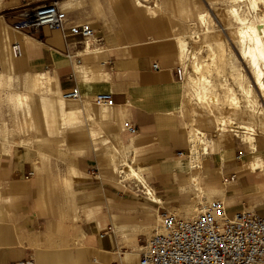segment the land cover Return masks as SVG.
<instances>
[{
  "label": "crops",
  "instance_id": "1",
  "mask_svg": "<svg viewBox=\"0 0 264 264\" xmlns=\"http://www.w3.org/2000/svg\"><path fill=\"white\" fill-rule=\"evenodd\" d=\"M58 4L69 16L62 30L42 28L26 34L0 18V166L8 167L7 179L13 185L6 191L0 186V264L30 257L35 264H136L140 258L138 235H151L156 230L161 215L158 209L167 202L153 182L160 181L167 193L174 190V179L181 182V189L186 187L185 194L192 189L195 197L171 209V213L192 218L193 202L200 200V191L193 184L194 172L175 164H193L196 160L208 164L200 173L204 201L224 199L229 214L250 210L264 215V210H255L257 204L264 203V159L256 138L257 148L250 147L239 138L238 125L231 130L249 149L242 151L241 161L237 158L241 150L222 145L225 134L209 142L205 155L199 149V155L192 152L188 141L185 122L191 120L193 103L187 100L184 81L177 80L175 69L181 62L179 40L186 39L192 23L191 0H66ZM77 22L91 26L95 37L83 42L82 23ZM145 34L159 40L161 48L173 46L175 50L139 49L124 55L123 49L138 45ZM12 41L21 44L22 56H13ZM154 64H158V70ZM74 87L82 97L65 100L62 91ZM100 93H110L113 105H93ZM231 109L241 115L239 109ZM250 112L246 119H255ZM94 114L100 117L98 123L107 130L106 135L101 136L94 128L80 130ZM198 115L200 111L192 116L196 122L206 119ZM129 123L137 128L135 132L125 128ZM69 130L70 136L56 138V134L64 135ZM147 136L163 148L154 157L157 164L150 167L138 165L140 153L148 149ZM99 139L112 144L110 157L118 174L114 180L125 187L138 206L136 216H123L113 211L123 210L118 201L107 205L116 236L112 230L98 233L75 221L80 205H84L74 198L75 180H88L84 182L89 192L85 205L90 207L96 204L93 187L107 178L103 171L90 176L79 166L80 159L90 160L96 150L85 144ZM56 143L69 146L67 160L57 154ZM127 151L134 154L123 157ZM117 160L122 161L119 166ZM27 161L35 174L30 183L25 180L32 173ZM60 163L65 164L63 171ZM54 164L58 186L49 176ZM123 164L140 166L145 183L125 178L120 168ZM228 171L235 175L231 182L236 184V191L218 187L215 174ZM245 180L248 185L240 188ZM147 186L162 204L152 201ZM32 190L37 196L23 203L21 211L20 203L8 202L9 196L20 200ZM244 199L251 204L250 209L242 208ZM93 214L90 209L86 216Z\"/></svg>",
  "mask_w": 264,
  "mask_h": 264
},
{
  "label": "rangeland",
  "instance_id": "2",
  "mask_svg": "<svg viewBox=\"0 0 264 264\" xmlns=\"http://www.w3.org/2000/svg\"><path fill=\"white\" fill-rule=\"evenodd\" d=\"M63 2L66 0H0V18H2L6 23H8L11 26H15V22L18 20V14L21 9V7L26 3L29 2L31 4H41L44 2ZM213 1V2H212ZM216 0H191V5L195 9H198L200 11H207L209 15V21L211 23V32L209 34V42L210 44L214 46L217 51L222 52L224 55L223 59L221 60L220 65H216V68L214 67V70L212 72V81L214 82V91L220 98L219 101V107H214V111H210L206 103L200 102V100L193 96L192 94L187 95V100L193 107L191 111H195L193 115L196 113H201V115H198V118L203 119L206 117L208 120L203 121H197L192 126V120L193 117L191 116V120L187 122L189 126L192 128L194 127V137L195 141L189 142L191 145L197 144L199 152H205L204 149V143L201 142V138L203 137L204 140L208 142H212L215 140L216 137H219L220 134H225V137L222 138V145L224 147L228 146H236L239 150L244 152H249V149L246 144H243L240 139L246 138L244 141L250 143V147L257 148V143H251V141L248 138L249 133L257 134V136H254L256 138V141L258 142V146L260 148L261 152V158L264 159V101L262 97H259V91L258 88L255 87L253 84V73L251 69L248 67V64L240 57V48L237 44L236 40H228V38H232L231 34V28L228 26L232 23H235L234 20L229 16L227 9L229 5L231 4L230 0H217L218 2H215ZM154 0H149V3H153ZM215 3V4H214ZM62 4V3H61ZM63 9V7H61ZM64 10V9H63ZM245 12L248 11L247 8H244ZM263 7L261 6V10L259 11V14L263 13ZM69 17V16H68ZM190 17L192 18V23L189 26V33H187L186 40L188 42V58L185 57L181 60L183 65L187 69L186 78L184 81L185 83L189 80L190 76L195 75L193 71L192 66V55L191 53H196V50L203 46L204 42L202 38L204 37V30L205 28L202 26V23L199 21V19L196 17L194 13V9L190 10ZM84 24L85 22H77ZM46 30H48L46 28ZM39 31V30H38ZM37 31V32H38ZM35 32V33H37ZM26 33V32H25ZM29 34V33H26ZM154 36L151 34H145L143 36L142 42H140L138 45H132L129 47H126L123 49L124 55H132L139 49H152L154 51H162V50H175V48L172 46L168 48H161L160 41L153 39ZM220 40L224 41V46L220 47ZM85 39L83 38V42ZM15 43V41H12ZM82 42V43H83ZM105 42V40H104ZM213 42V43H212ZM107 46V43L104 44V46ZM209 51V52H208ZM203 53L198 55L197 61L200 64V66L205 69L211 62V58L209 57L208 53H210V47L206 46L205 50L202 51ZM115 54H118L115 52ZM190 56V57H189ZM220 63V61H219ZM3 69L2 65L0 64V71ZM218 70L221 71V75L218 74ZM220 75V76H219ZM240 76V80H242V77L246 79L247 83H250L252 86V89L254 91V95H256L257 102H254L253 97H248L246 92L241 87L240 83L242 81L239 80L237 82L236 79H233V77ZM213 85V84H212ZM65 91H62L64 93ZM232 94V97H229V95ZM238 100V103H237ZM259 100V101H258ZM198 104H195V103ZM96 104L93 102V105ZM202 105V106H201ZM223 105V106H222ZM205 106V107H204ZM221 106V107H220ZM197 107V108H196ZM199 107V108H198ZM224 107V108H223ZM239 109L238 111L241 115L237 116L233 113L231 108ZM203 108V109H202ZM207 110V111H206ZM252 112L255 119L253 120H247L246 116L249 112ZM250 112V113H251ZM211 113V114H210ZM203 114V115H202ZM209 116V117H208ZM225 116L226 124L219 129V126L214 123V118ZM230 117V118H229ZM98 115H93V117H88L87 121L82 125L80 130L87 131L88 128H94L95 130L100 132V135H106L107 130L102 129L103 127L98 123L99 121ZM233 118V119H231ZM38 125L40 126V120H37ZM128 122V121H127ZM87 124L89 126H87ZM129 125H131L129 123ZM128 125V126H129ZM238 125V126H237ZM128 126L125 128L128 129ZM238 127L239 132L237 133L239 138L235 135L236 132H232L231 130H234ZM216 128V129H215ZM218 128V129H217ZM41 127H38V132H41ZM254 129V130H252ZM243 131H247L248 134H244ZM256 131V132H255ZM204 132V133H203ZM207 134H206V133ZM227 134V135H226ZM71 135V130L67 131L64 135L63 133L56 134V138L63 139L65 136L67 137ZM198 138H197V137ZM202 138V139H203ZM208 139V140H207ZM146 146L147 150L140 153L141 156L138 157L139 164H143L144 166H153V164H157L156 160L154 159L155 156H157L160 152L163 151V148L161 149L158 144L156 143L157 140L152 136L146 137ZM232 141V142H231ZM196 142V143H195ZM201 143V144H200ZM87 147L91 149H96L90 160L86 159H80L79 166L83 168L85 171H87L90 176H97V174L101 173L102 171L106 173L107 178L95 185L93 187L95 189L94 191V198L96 199V204L92 206H88V204L85 205V203L88 201V190L86 184L84 182L88 181L86 179H77L75 180L73 192H74V198L75 200H78L80 202H83L84 205H80L78 209L79 217L76 222L83 225L88 230H93L98 233H102L104 231L112 230L111 227V221L109 213L106 211L107 205L112 204L113 201H118L121 205L122 209H115V213H120L121 215H130V216H136L137 210L136 208L137 203L136 200L132 199L129 195L126 194V189L124 186L118 184L114 180V176H118L116 172L113 170V162L111 161L110 157V151L112 144H103L100 139L93 141L89 140L86 144ZM211 146V144H210ZM55 147L57 148L56 152L57 154L62 157L63 159L67 160L69 157V152L67 150V147L63 143H56ZM19 149H23L22 147H18ZM195 152V151H194ZM133 151H127L122 154V156H131L133 155ZM109 157V158H108ZM200 157V156H199ZM28 162V161H27ZM32 167V173L28 176L29 178H26V183H30V180H32L35 177V174L33 173L34 168L30 162H28ZM122 163L121 160H117V165L119 166ZM193 164H199L198 160L195 161ZM126 165V166H125ZM123 165L122 168L123 172L126 174H130V168L127 166V164ZM137 165V166H138ZM240 165V164H236ZM205 168L208 166V164H204ZM12 167V165H11ZM60 170H64L65 164L60 163L58 165ZM202 169L201 173L203 174L206 169ZM11 171V168H10ZM52 173L49 174L51 180L58 186V178H57V165L54 164L53 169L51 170ZM8 167L0 166V178H2V183L0 186L2 187V190L6 191V189L12 187L13 185L8 182ZM233 172H222V173H216L215 177L217 180V184L227 187L231 190L236 189V184L234 182H231V175ZM244 179V178H243ZM131 182H134L135 179L131 178ZM175 185L174 190L170 193H167L164 189L163 184L160 181H154L153 184L156 187V191L158 194L162 195L165 199H167L166 204L159 207L158 211L162 215L164 212L171 213V209H177V207H181L182 201L185 199H189L191 197H195V192L191 189V191L188 194H185L182 192L181 189V182L177 179L173 180ZM238 183V182H237ZM248 185V182L245 180V183L240 186V188H244ZM239 186V185H238ZM106 190L111 191L115 193L116 195L112 196L106 192ZM236 191V190H234ZM238 195H240V191L237 192ZM37 196V192L35 190H32L29 195L23 196L20 198V200H16L13 198V196H9L8 202H14V203H20V211L23 209V203H27V200L33 199ZM217 197V196H215ZM198 200V199H197ZM213 201H204L205 204H209ZM241 206L244 209H250L251 204L248 202V200L244 199V201L241 202ZM201 206V204H200ZM93 209L95 211V214H93L91 217H87V212ZM255 210H264V203L257 204L255 207ZM181 216V215H177ZM85 219H88V222H85ZM73 221V220H72ZM43 223H41V226ZM42 228V227H41ZM113 234L115 235L114 231L112 230ZM116 236V235H115ZM149 233H141L138 235V243L140 244V247H138L139 253L141 252L142 245L145 243L146 239L149 237ZM119 264V263H115ZM138 264V262L136 263Z\"/></svg>",
  "mask_w": 264,
  "mask_h": 264
},
{
  "label": "built area",
  "instance_id": "3",
  "mask_svg": "<svg viewBox=\"0 0 264 264\" xmlns=\"http://www.w3.org/2000/svg\"><path fill=\"white\" fill-rule=\"evenodd\" d=\"M68 14L58 2L31 4L26 2L20 9L15 27L33 34L42 28L62 30L68 23ZM85 40L92 39L96 31L89 25H81ZM15 57L22 55L21 46L12 44ZM155 70L159 69L154 64ZM176 78H186L187 69L183 63L175 69ZM68 99H79L82 94L78 87L66 90ZM96 104L113 105L110 93L94 97ZM130 132L137 128L129 125ZM243 152L238 154L241 161ZM230 179L235 180L232 174ZM264 263V215L250 210L228 214L223 204L214 200L202 208L193 218H183L164 212L162 221L142 245L138 264H262ZM13 264H35L27 258Z\"/></svg>",
  "mask_w": 264,
  "mask_h": 264
},
{
  "label": "bare ground",
  "instance_id": "4",
  "mask_svg": "<svg viewBox=\"0 0 264 264\" xmlns=\"http://www.w3.org/2000/svg\"><path fill=\"white\" fill-rule=\"evenodd\" d=\"M218 1L216 0L215 2H218ZM230 2H231V4L229 5L227 12H228L229 16L234 20L235 23H232L228 26L229 28H231V34H232V38H233V39L228 38V40H231V41L236 40L237 41V44L240 48V57L248 64V67L251 69V71L253 73V84L255 85L256 88H258V91H259L258 96L262 97L263 101H264V10H263L262 14H259V11L261 10V6L264 9V0H230ZM244 8H247L248 11L245 12ZM193 9H194V13H195L196 17L199 19V21L202 23V26L205 28V30L203 31L204 37L202 38L204 44L202 47H200L196 50V53H191L192 59H193L192 66H193V71H194L195 75L190 76L189 80L185 83V92H186L185 96L192 94L193 96L197 97L200 100V102L206 103L207 105H205V106H207V108L213 112L215 110L214 107L215 108L219 107L220 98L218 97V95L214 91V82L212 81V72L214 70V67L216 68V65L221 64V60L223 59L224 54L220 51H217V49L214 46H212V44H210L211 41L210 42L208 41L209 37H210L209 34L211 32V23L208 19L209 18L208 12L207 11H200V10L195 9V8H193ZM89 40H91V39H88L85 41L89 42ZM18 44L21 46L20 43H18ZM178 45H180L181 60L184 57L188 58L187 52L189 51V49H188L187 40L181 38L179 40ZM206 46L210 47V53H208V55L211 58L212 62L205 69H203L200 66V64L198 63L197 57H198V55L203 53L202 51L205 50ZM223 46H224V41L220 40V47H223ZM21 49H22V46H21ZM11 51H12V47H11ZM12 54H13V56H15L13 51H12ZM22 54H23V49H22ZM219 61H220V63H219ZM218 74L221 75L222 74L221 71L218 70ZM239 78H241V77L240 76H238V77L234 76L233 77V79H236L237 82H239V80H240ZM240 81H242L240 83V85L243 88V90L246 92L248 97H253L254 102L256 103L258 97L256 95H254V91H253L250 83H247V81H246V79H244V77H242V80H240ZM62 97L65 100H69V101L70 100H78V99H68L64 96V93L62 94ZM229 97H232V99H233L232 94H230ZM237 103H238V100H237ZM100 105H103V104H100ZM105 106H107V105H105ZM194 112L190 111V116H195V115H193ZM213 121L217 125V127L219 126V129H221V127L224 126L227 122L225 119V116H222V117L221 116L220 117L215 116ZM195 122H196V119L193 118V120L191 122L192 126ZM185 125L187 127L186 129L188 130V135H187L188 141L189 142L195 141L194 127L192 128L191 126H189V124H187V122H185ZM252 130H254V129H252ZM244 133H246V131ZM254 135H255L254 133H250L248 135V138L252 144L255 141ZM199 138L201 139V142L204 143L203 147L205 149V152H202V153L205 155V154H207L206 150L208 149L209 142L204 140L203 137H202L203 138L202 139L201 136H199ZM245 139L246 138H243V140H245ZM197 146H198L197 144L191 145L192 152L195 151V153L197 152V155H199ZM253 146H255V145H253ZM123 165H125V164H123ZM127 166H129L128 168H130V174L125 173V178L133 177V178H136L139 182L145 183V178L143 177L142 170H141L140 166H137L134 164H127ZM175 166L179 167V168H187L188 171L194 172L193 184H194L195 188L200 191V200L198 202H193L194 203V205L192 207L193 211L191 212L192 218L196 217L200 213L202 208L205 207L206 205H208V204L204 205V200L201 198L203 189L201 187L200 173H201L202 168L204 167V164H175ZM254 169H255V167H254ZM122 170L123 169L121 168V172H123ZM206 184L207 185H205V186H212V185H208V183H206ZM218 187H220L222 189V191H224V188H222L221 185H218ZM260 187H263V186H260ZM260 187H258V188H260ZM185 189H186V187L183 186L182 190L184 193H185ZM147 191H148L152 201H154L158 204H162V200L154 195L153 191H151L149 186H147ZM218 201H220V200H218ZM220 202L223 204V206L225 208V206L227 205V201H225L223 199ZM200 204H201V206H200ZM225 210H226V208H225ZM243 211H245V210H243ZM235 213H232V214H235ZM175 215H177V214H175ZM161 221H162V215H160L159 223H158L156 229H158V226L160 225ZM262 264H264V263H262Z\"/></svg>",
  "mask_w": 264,
  "mask_h": 264
}]
</instances>
